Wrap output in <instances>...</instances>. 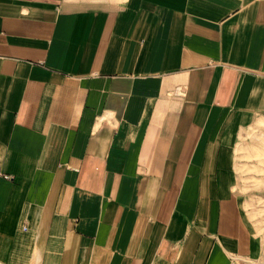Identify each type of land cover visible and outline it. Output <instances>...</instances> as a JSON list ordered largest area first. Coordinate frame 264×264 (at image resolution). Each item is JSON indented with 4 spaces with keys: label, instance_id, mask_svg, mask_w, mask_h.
Returning <instances> with one entry per match:
<instances>
[{
    "label": "crops",
    "instance_id": "obj_1",
    "mask_svg": "<svg viewBox=\"0 0 264 264\" xmlns=\"http://www.w3.org/2000/svg\"><path fill=\"white\" fill-rule=\"evenodd\" d=\"M261 147L264 0H0V264H259Z\"/></svg>",
    "mask_w": 264,
    "mask_h": 264
},
{
    "label": "rangeland",
    "instance_id": "obj_2",
    "mask_svg": "<svg viewBox=\"0 0 264 264\" xmlns=\"http://www.w3.org/2000/svg\"><path fill=\"white\" fill-rule=\"evenodd\" d=\"M259 148L258 154L246 156L251 163L243 165L239 184L245 194L244 213L261 247L259 264H264V148Z\"/></svg>",
    "mask_w": 264,
    "mask_h": 264
},
{
    "label": "built area",
    "instance_id": "obj_3",
    "mask_svg": "<svg viewBox=\"0 0 264 264\" xmlns=\"http://www.w3.org/2000/svg\"><path fill=\"white\" fill-rule=\"evenodd\" d=\"M7 179H10V177L9 176H5Z\"/></svg>",
    "mask_w": 264,
    "mask_h": 264
}]
</instances>
